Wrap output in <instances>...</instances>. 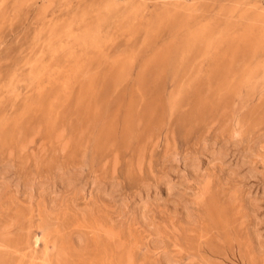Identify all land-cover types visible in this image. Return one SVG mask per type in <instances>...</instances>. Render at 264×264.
<instances>
[{
	"label": "rangeland",
	"instance_id": "1",
	"mask_svg": "<svg viewBox=\"0 0 264 264\" xmlns=\"http://www.w3.org/2000/svg\"><path fill=\"white\" fill-rule=\"evenodd\" d=\"M70 1L65 7L55 0L44 13L42 2L48 0L28 5L0 0V264H62L64 240L73 242L74 253L87 248L122 256L131 250L138 264H164L168 256L173 264H264L257 246L258 234L264 240V56L252 63L261 65L257 75L227 79L236 89L232 108L225 111L194 89L171 110L173 79L184 71L178 52L156 71L158 78H137L143 60L166 44L168 33L143 44L142 32L131 37L129 31L112 29L111 39L101 45L104 65L92 63L89 69L109 71L108 62L134 52L126 79L117 74L82 79L79 65L87 64L88 56L64 36L46 53L39 77L28 78L26 59L47 50V20L63 23L77 8L100 0ZM162 1L175 0H148L146 16ZM181 1L190 10L198 7L200 22L216 17L224 30L220 36L226 35L216 42L218 60L233 44L247 42L242 35L257 39L263 33L264 25L248 20L228 32L225 23L244 8L254 14L264 0ZM207 67L197 79L206 76ZM14 75L20 79L10 86ZM148 106L153 116L145 117ZM220 149L229 155L219 160ZM242 157L248 164L231 175ZM250 168L258 174L243 180ZM69 177L76 178L77 194H68ZM204 178L211 183L199 197ZM6 180L10 184L4 190ZM111 219L122 226L111 229ZM41 226L49 229L46 235ZM80 236L89 237L87 246L79 245ZM69 264L82 261L72 257Z\"/></svg>",
	"mask_w": 264,
	"mask_h": 264
},
{
	"label": "bare ground",
	"instance_id": "2",
	"mask_svg": "<svg viewBox=\"0 0 264 264\" xmlns=\"http://www.w3.org/2000/svg\"><path fill=\"white\" fill-rule=\"evenodd\" d=\"M18 1L22 5H28L31 2H34L37 0H18ZM63 1L66 5L65 7L71 6L70 0H63ZM54 2L55 0H48L47 3L42 2L43 4L42 11H44L45 13L47 8L51 7L54 4ZM191 7L192 6H190L188 3H185V2L183 3L181 0H175V1H170V2L162 1L158 3L156 7H154V9L150 12V15L147 17L146 15L148 14V9H149L148 0H123L122 2L119 0H100L97 3L93 2L82 8L80 7L77 8L78 11H76L69 18L65 19L63 23H61V21H58L60 18H58L57 21H54L55 20L54 19L53 20L54 22L50 21V23H48L49 20H47L46 22L47 28L43 26L44 27L43 29L46 28L47 29L46 33H48V41L46 45L47 50L45 49V50L35 51L32 56L26 59L24 65L27 64L30 67V69L26 72V76L30 79H37L39 77L40 74H39L38 69L43 67L44 65V57L46 56V53L51 54V48H52L51 45L55 43L54 41L57 38L59 39V37L64 36L70 39L73 45H76L81 48L82 55L88 56L87 57L88 63L84 65L83 64L79 65V69L81 70V73L83 76L81 77L82 79H109L111 78L110 76L114 74L115 75L117 74V76H119V79H126L134 64V60H135L134 52L131 53L130 55H122V56L120 55V57L118 58L116 57L112 59V61L108 62L109 71H103L102 69H98V70L95 69L96 72L95 70H93L94 73H92L90 72L91 68L89 69V65L90 64L92 65V63H96V65L98 64L97 65L98 67H101L102 65H104L101 63V61L107 55L105 54V52H103L101 45H102V42L104 40L106 41L107 38H108L107 40L111 39L109 38V35L111 34L112 29L116 28L121 31H129L131 34V37H135L137 33L142 32L143 33V44H153L159 38H164L163 36L164 33H168L167 36L169 37V40L166 42V44L163 45L162 48L157 49L151 57L143 60L140 66V69L138 71L137 78L138 79H154L155 77H157L156 71H158L159 68H162L163 66L165 65L167 66V64L172 63V55L178 52L179 55L181 56V64H182L181 67L183 68L184 71H182L181 73H176L175 75L176 79H173L177 82V88H176V91L173 94H171L173 95L172 100H171V105H170L171 110L173 111L174 108H177L180 104V101L182 100L181 98H183L193 89L197 90V93L200 97L205 98V96H207V100H209L210 104H215V102L220 103V105H222L221 107L223 111L228 110L232 108V105H233L232 93L236 89V85L233 80H227V79H240L241 80V78L245 76H247V78H251L257 75L258 72L261 71V65L259 64L253 65L252 63H254L259 58L264 56V29H263V33H261L262 35L257 39H250L248 36L242 35L241 39L242 40L247 39L246 40L247 42H245L244 45L233 44L229 48V51H227L225 55L222 57V59L218 60L216 42H222L221 40H223L224 36L226 35H224L223 37H221L220 35L224 32V30L221 33L222 28H220V25H218L216 21L217 19H215L216 18L215 16L211 17L210 19H207V21H204V22L202 21L200 22L199 20H197L198 19L197 16L199 15L198 13L199 9H197L198 7H193L192 10H190ZM253 7H256V5H254ZM26 8L28 7L26 6ZM248 11L247 9L245 10L244 8L240 11L236 20H233L232 18L233 21L226 22L225 30L234 28V27L236 28L240 24L242 25V23L246 20L250 21L252 26H256L259 24L264 25V7L263 8L258 7L254 14H249ZM233 12H236V11L233 10ZM41 13L42 12H40V14ZM228 21H230V18ZM245 24L246 26L244 28L247 30L248 24L247 23ZM75 27H78L79 29L75 30L74 29ZM239 30H242V28ZM182 32H184V35L182 34ZM220 37L222 39H220ZM70 54L72 56H75L73 53H70ZM75 58L80 59V56L77 55L75 56ZM46 59L48 60L50 59V57L49 58L47 57ZM205 63L208 64V67L206 69V74H205L206 76L203 79H197V77L199 76V73L203 72L202 66ZM23 70L25 69L23 68ZM158 72L160 73V71ZM15 76L16 75L10 78V79H14V81L10 83L11 84L10 86H14L16 84L15 79H20ZM200 77H201V74H200ZM202 77H203V74H202ZM3 92H4V89H3ZM7 95L10 96V93ZM138 110L136 109L135 111H138ZM153 112L154 110L151 108V106H148L146 109H144V116L145 117L147 115L153 116L152 114ZM9 121H12V120H9ZM8 123L11 124V122H8ZM236 132L235 134H237ZM215 155L220 160L229 154L227 153L225 149H220L219 151L215 153ZM239 161H240L239 165L237 166L235 165L236 168H233L232 170H230L231 175L238 173L237 171L239 169L243 168L246 164H248V160L246 159V157L240 158ZM190 167H193V166L191 165ZM6 172L7 171H4V173ZM253 174L257 175L258 171L256 169L250 168L248 172L242 178L243 180L246 177L250 178V176ZM233 177L234 176H232V178ZM183 178H185V180H188V178L185 176H183ZM67 180L68 181H67L66 187L68 189V194L69 193L77 194L79 190L77 188L78 183L76 184V178L69 177ZM210 183H211L210 178H206V179L204 178V180L201 183L199 182V187H197L198 189L197 193L199 197L203 196L202 194L207 190V188H209ZM9 184H10L9 181L7 180L4 181L2 183L3 189L6 190L7 187H9ZM180 184H182V181L180 182ZM236 185H238L236 187L239 190L241 187V182ZM4 190H3V193H4ZM14 192H16V190H14ZM1 193H2V190L0 191V196H1ZM68 194L66 193L65 197ZM107 195L108 197L112 198L111 194H105V196ZM59 196H60V193H59ZM187 216H188L187 223L191 222L192 219L190 217V213H188ZM113 220L112 219L110 220L111 229L114 230L115 228L122 226L121 224H119V222L121 223V220L119 222L117 221L119 224L118 226H116L113 223ZM259 220L260 221L258 223H263V220L261 219ZM45 225L50 227L48 224H45ZM105 226L107 228V224ZM124 226H125V223H124ZM128 226H130V224ZM39 229L42 232V236L46 235V232H49V229L46 228L45 226L44 227L41 226V228ZM101 232H103V230ZM261 236H262L261 234H258V240H257L258 245L257 246L259 247V251L263 253L262 258L264 259V240L261 239ZM89 240H90L89 237L80 236L78 239V243L79 245H84L85 247L87 246V244H89L88 243ZM60 250H61V255L63 258L61 257L62 259H59V260L62 261V264H69V260L72 257H77L78 259H81L82 264H138L137 258L133 254V252H130L131 250L122 256H117L115 254H109V253H105L103 255V253H100L96 249L87 250V248L84 249L85 251H83L82 253L81 252L74 253L73 251L76 250V247H74L73 242L68 241V240H64L63 242H61ZM32 253H30V255ZM41 255H45V254H41ZM32 256L34 257V255ZM165 258H166L167 264H171L173 262L172 257L168 256ZM52 259L53 258L51 257V260ZM166 262H164V264ZM140 264H142V262Z\"/></svg>",
	"mask_w": 264,
	"mask_h": 264
}]
</instances>
